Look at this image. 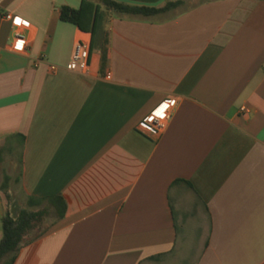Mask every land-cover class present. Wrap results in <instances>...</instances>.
I'll return each mask as SVG.
<instances>
[{
    "label": "crops",
    "instance_id": "0c3cea01",
    "mask_svg": "<svg viewBox=\"0 0 264 264\" xmlns=\"http://www.w3.org/2000/svg\"><path fill=\"white\" fill-rule=\"evenodd\" d=\"M80 4L0 0V146L23 139L24 200L66 203L13 264H264V0L105 10L92 34L60 19ZM83 34L86 74L66 69ZM167 99L156 135L142 120Z\"/></svg>",
    "mask_w": 264,
    "mask_h": 264
},
{
    "label": "trees",
    "instance_id": "16d2710c",
    "mask_svg": "<svg viewBox=\"0 0 264 264\" xmlns=\"http://www.w3.org/2000/svg\"><path fill=\"white\" fill-rule=\"evenodd\" d=\"M202 1L204 0H174L166 1L161 6L153 7L130 5L116 0H81V4L78 8L63 5L60 6L59 12L61 20L71 22L79 27V29L89 31L92 34L98 22H100V15H102L105 10H111L113 13L117 14V16L138 15L152 17L157 14L174 11L186 5H194ZM18 146H23L22 138L18 136L7 138L6 142L0 146V162L3 161V155L6 152L12 154L16 152ZM18 159L19 157L17 154V160ZM19 177L20 174L15 177L16 182H19ZM9 179L10 177L6 175L0 186V193L3 195L4 201L9 196ZM25 201L26 205L19 207L15 213L9 208V203H7V201L4 202V212L0 218L2 231L0 239L1 264H13L21 246L39 237L48 229L49 226L36 232L32 237H28L30 232L37 230L43 223L45 217L51 215L54 218L52 223H54L63 217L66 210V203L61 195L42 198L29 196Z\"/></svg>",
    "mask_w": 264,
    "mask_h": 264
},
{
    "label": "built area",
    "instance_id": "2783aa9c",
    "mask_svg": "<svg viewBox=\"0 0 264 264\" xmlns=\"http://www.w3.org/2000/svg\"><path fill=\"white\" fill-rule=\"evenodd\" d=\"M4 17L6 19H9L15 26L11 43L13 50L23 51L27 43V39L23 32V29L28 25V22L18 16L11 15L10 13H7L6 15H4ZM89 52L90 38L88 35L83 34L79 36L74 42L70 59L66 64V69L83 74L88 73ZM106 77L109 79L110 75L107 74ZM174 104L175 101L173 99H167L166 101L162 102L142 120V124L154 134H161L167 126L171 115L170 111ZM242 110L245 109L242 108Z\"/></svg>",
    "mask_w": 264,
    "mask_h": 264
},
{
    "label": "rangeland",
    "instance_id": "374dc122",
    "mask_svg": "<svg viewBox=\"0 0 264 264\" xmlns=\"http://www.w3.org/2000/svg\"><path fill=\"white\" fill-rule=\"evenodd\" d=\"M17 154H18V149H16V152L12 154L6 152L3 155V161L0 162V186L2 185L6 175L10 177L8 181L9 196L5 199V201L9 203V208L13 213H15L19 207L26 205V201L21 195L19 184L15 181V177L18 175L20 170L19 162L17 160ZM53 220L54 218L51 215L45 217L43 223L37 228V230L30 232L28 237H32L33 235L36 234V232L45 229L53 222ZM188 263L189 260H179L177 262L173 259L169 264H188Z\"/></svg>",
    "mask_w": 264,
    "mask_h": 264
}]
</instances>
